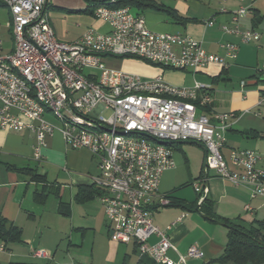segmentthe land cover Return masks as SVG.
Listing matches in <instances>:
<instances>
[{"label": "built area", "instance_id": "built-area-1", "mask_svg": "<svg viewBox=\"0 0 264 264\" xmlns=\"http://www.w3.org/2000/svg\"><path fill=\"white\" fill-rule=\"evenodd\" d=\"M0 2L9 14L18 16L19 23V32L11 31L12 39L18 40V52L0 53V130L33 133L34 161L41 159L45 138L55 132L70 149H83L91 155L98 171L92 185L99 192L96 199L103 209L111 242L136 243L139 256L147 257L154 264H186L187 259L203 258V253L194 247L179 254L166 233L152 223L153 212L170 204L168 198L158 195L157 191L162 174L174 166L172 151L138 141L86 136V133L56 126L46 119V114L39 112L38 103H31L30 89L13 79L7 65H21L39 85L40 98H48V103L55 105L56 110L66 113L75 122L83 121L88 129L112 126L151 133L167 140L168 144L196 142L206 152L205 171L215 172L218 178L234 186L249 185L251 198L264 199V171L256 167L261 155L232 150L228 163L222 155L225 133L235 116L212 114L207 120L196 117V110L205 109L211 103L208 85L195 83L191 88L175 87L161 77L143 80L110 65L115 59L126 58L172 71L197 73L209 65L226 69V59L236 58V45H221L224 57L208 54L190 37L150 31L142 15L132 13L128 7H104L95 8L92 16L106 31L88 28L80 37L81 46L72 47V42L62 43L49 37L50 24L42 23L39 18V6L46 4V0ZM247 13L246 8H239L232 14V23L236 25ZM223 30L239 35L241 44L258 40L257 33L252 31L239 32L236 27ZM259 74L264 78V64ZM99 84L110 88L111 97H101ZM119 88H128V95H119ZM184 98H193L194 106H184ZM192 187L200 205L206 191L198 183ZM246 210L250 209L246 207ZM152 237L156 242L149 244ZM5 251V245L0 242V254ZM169 252L177 254L175 261L169 257ZM32 256L50 258L41 250L33 251Z\"/></svg>", "mask_w": 264, "mask_h": 264}, {"label": "crops", "instance_id": "crops-1", "mask_svg": "<svg viewBox=\"0 0 264 264\" xmlns=\"http://www.w3.org/2000/svg\"><path fill=\"white\" fill-rule=\"evenodd\" d=\"M93 1L80 0L81 7L77 11L91 9ZM49 2L53 4L52 0H46V13L49 8L67 11L56 4L49 6ZM156 3L165 11L145 10L140 14L150 31L190 37L199 42L206 53L220 57H224L221 45L234 44L238 47L236 58L226 59V69L209 65L197 73L161 69L135 61L114 68L138 75L143 80L161 77L165 83L175 87L191 88L195 83L208 85L211 103L205 109L197 110V114L208 117L212 114L235 116L225 133L221 150L224 159L228 163L232 150L252 151L261 155L256 167L264 171V78L259 74L264 64V0L253 3L248 0L225 3L210 0H160ZM241 7L246 8L248 13L234 25L232 14ZM47 16L51 26L48 13ZM208 22L212 24L209 26ZM235 27L239 32L257 33L258 40L241 44L239 35L223 30H233ZM90 28L106 31V27L97 20ZM3 33L10 37L9 41L2 40ZM0 42V53L12 51L10 16L5 6H0ZM34 144L35 137L27 130H0V222L3 219L6 226L13 224L20 229L22 240L20 244L5 246L6 251L0 254V264H122L124 260L134 264L137 255L133 254V243L120 245L109 240V229L102 207L101 215L97 212L88 216L91 224H74L72 217L66 250L68 262L65 259L56 261L57 250L52 253L43 248L45 244L42 239L46 238L48 229L41 224L43 214L40 211L43 210L39 209L47 204L50 196L56 200L57 214L59 202L68 207L69 216L66 218L71 217L74 206L88 207L87 204L97 201L96 197L84 204H77L74 197L78 188L93 186L92 176H97L98 171L86 150L70 149L58 132L45 138V147L40 151L39 161L32 159ZM170 148L174 166L162 174L157 191L158 195L166 196L170 204L153 212L152 223L166 233L179 254H185L191 247L203 253L202 259H187L186 264H218L213 261L223 253L228 231L222 224L206 218L199 210L190 211L180 207L178 203L188 207L197 200L194 190L192 197L183 192L184 188L194 183H198L204 190L207 186V199L213 203V212L224 219H240L245 227L253 221L264 223V199L251 198L249 185L234 186L218 178L213 171L204 173L205 151L202 146L184 142L173 144ZM7 166L31 169L36 176L44 179V183H35L27 175L9 172L5 168ZM229 168L232 169L230 165ZM43 185H46L49 195L44 205H38L33 202V194L40 192ZM63 187H67L71 195L68 204L60 197ZM56 190L59 197L54 195ZM246 207L250 210H246ZM181 215H184L183 218L177 221ZM88 234L92 236L91 244L88 251H83V239ZM155 242L154 237L149 240V244ZM127 246L130 247V254L122 249ZM38 248L46 250L50 258L33 257L32 252L38 251ZM68 249L71 254H68ZM168 255L174 261L177 259L174 252Z\"/></svg>", "mask_w": 264, "mask_h": 264}, {"label": "trees", "instance_id": "trees-1", "mask_svg": "<svg viewBox=\"0 0 264 264\" xmlns=\"http://www.w3.org/2000/svg\"><path fill=\"white\" fill-rule=\"evenodd\" d=\"M0 6L4 5L0 2ZM110 7L112 9H119L128 7L134 11V14L140 15L145 10H153L157 12H164L155 1L147 0H94L93 5L90 7L93 10L98 7ZM93 10L87 9L85 11H79V13H86L92 15ZM7 171L20 175H27L30 180L35 183H44V179L34 174L31 169H15L14 167H5ZM46 185H43L40 192L33 194V202L38 205H44L49 193ZM56 197H59L57 190L54 193ZM99 195L98 190L94 187H81L74 197V201L77 204H84L92 201ZM197 196V200H198ZM197 200L194 204L188 207L179 206L187 210H199L209 220L222 224L227 229V243L223 253L215 259L213 262L218 264H264V223L253 221L249 226L245 227L241 224L240 219L228 220L217 216L213 212V203L204 196L202 203L198 206ZM58 213L62 216H69V209L66 205L59 202ZM7 223L2 219L0 222V242L5 246L8 244H20L21 230L15 227L13 224L6 226ZM138 246L133 243V254L137 255V260L134 264H154L147 257L139 256L137 251ZM122 264H128L125 260Z\"/></svg>", "mask_w": 264, "mask_h": 264}, {"label": "rangeland", "instance_id": "rangeland-1", "mask_svg": "<svg viewBox=\"0 0 264 264\" xmlns=\"http://www.w3.org/2000/svg\"><path fill=\"white\" fill-rule=\"evenodd\" d=\"M79 1L80 0H52L53 4H56L57 7L65 8L67 9V11L54 9V8H49L47 10L53 32L55 34L56 39L59 42L69 43L78 40L88 28L92 27L93 23L96 21L91 15L86 13H79V11H77L80 10L79 7H81ZM50 2H49V6L53 5ZM90 10L92 11L93 9L91 8ZM131 12L134 13L133 10H131ZM2 37H3L2 39L3 41H9L10 37L5 33H3ZM131 61L144 64V62H141L140 60H136V59L119 58L110 62V65L112 67L119 68V66H121L123 63L131 62ZM50 122L55 123L53 120H51ZM91 163L93 166L96 165L93 159L91 160ZM94 177H96V174L92 176V178ZM183 192L194 197L192 186L184 188ZM70 196L71 195L69 194L68 188L63 187L60 193L61 200L68 204L69 201L71 200ZM55 204H56V200L54 199L53 196H50L48 198L47 204L43 208L39 209V210L41 209L43 210V212L40 211V214L41 215L43 214L41 216V224L42 225L44 224V226L48 229V232L45 235L46 238L44 237L42 239L43 243L45 244V247L43 248H47L52 253H54L55 250H57L56 261L65 259L66 262H68L67 259L68 255L66 253V250H67V244L69 242L68 235L71 228L72 217L74 224H77L78 222H80V224H89L91 220L88 218V216L95 214L97 212L100 213L102 211L101 205L99 204L98 201L94 200L93 202L87 204L89 208L85 205L74 206V212L71 213V217L66 218L55 212ZM87 213L88 215H86ZM72 214L74 216H72ZM38 221L40 222V220ZM103 223H105L104 220ZM91 240H92L91 234H88L83 239V246H84L83 251L89 250ZM122 249L127 251L128 253L130 252L129 251L130 247L128 246L126 248L122 247ZM36 250L46 251L44 249H39V248ZM68 254H71L70 250ZM95 256H97V252ZM131 261H133V257L131 258Z\"/></svg>", "mask_w": 264, "mask_h": 264}, {"label": "bare ground", "instance_id": "bare-ground-1", "mask_svg": "<svg viewBox=\"0 0 264 264\" xmlns=\"http://www.w3.org/2000/svg\"><path fill=\"white\" fill-rule=\"evenodd\" d=\"M106 7V6H105ZM104 8V7H98ZM10 27L12 32H19L18 16L9 14ZM39 18H42V23H49L47 13L45 12V4L39 6ZM48 35L50 38H56L51 27H48ZM13 48L9 53L18 52V40L12 39ZM81 39L72 42V47H80ZM7 72L11 73L13 79L17 81L21 86L30 89V101L31 103H38L40 113L46 114L47 120H53L56 126H61L67 131H74L77 133H86V136L104 137L110 138L115 141H138L151 147H157L160 149H166L171 151L170 148L173 144H168L167 140L163 138H157L151 133H145L141 131H127L123 129H116L112 126H94L89 128L83 121L72 120L66 113L56 110V106L48 103V98H40L39 85L35 84L34 78L26 74L21 65L10 64L7 65ZM99 92L101 97H111V90L106 84H99ZM119 95H128V88H119ZM184 106H194L193 98H184ZM196 117H200V120H207V116L198 115L196 110ZM138 251V249H137Z\"/></svg>", "mask_w": 264, "mask_h": 264}, {"label": "water", "instance_id": "water-1", "mask_svg": "<svg viewBox=\"0 0 264 264\" xmlns=\"http://www.w3.org/2000/svg\"><path fill=\"white\" fill-rule=\"evenodd\" d=\"M262 26H264V22L262 23ZM262 28V27H261ZM189 143H191V144H195V145H198V146H201L200 144H198V143H196V142H189ZM205 151V150H204ZM206 153V152H205ZM204 173H206V171L204 170ZM205 196H207V186L205 187Z\"/></svg>", "mask_w": 264, "mask_h": 264}]
</instances>
